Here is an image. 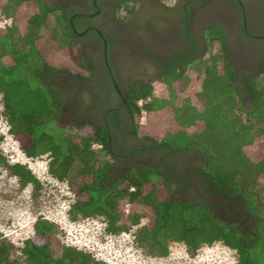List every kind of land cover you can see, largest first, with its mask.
I'll return each instance as SVG.
<instances>
[{
  "label": "trees",
  "instance_id": "1",
  "mask_svg": "<svg viewBox=\"0 0 264 264\" xmlns=\"http://www.w3.org/2000/svg\"><path fill=\"white\" fill-rule=\"evenodd\" d=\"M0 14L11 18L0 27L2 116L23 154L46 155L47 172L67 183L70 219L99 217L108 234L133 228L135 244L149 256L166 257L171 242L182 243L190 255L218 242L234 251L235 264H264V151L251 150L264 140V70L237 77L222 30L205 29V59L186 57L181 69L169 63L156 77L166 97H154L153 83L144 79L129 84L124 98L136 140L117 147L107 124L74 121V132L60 124L73 97L72 78L91 76L74 54L66 10L44 0H0ZM187 69L196 76L186 75ZM196 82L199 90L184 95L187 84ZM142 110L169 111L173 124L159 139L138 137ZM138 151L153 157L132 160ZM118 162L123 169L117 172ZM0 167L22 187L41 189L32 170L8 162L1 149ZM140 203L146 206L144 223ZM61 232L39 216L20 247L0 234V264H107L59 242Z\"/></svg>",
  "mask_w": 264,
  "mask_h": 264
},
{
  "label": "flooded vegetation",
  "instance_id": "2",
  "mask_svg": "<svg viewBox=\"0 0 264 264\" xmlns=\"http://www.w3.org/2000/svg\"><path fill=\"white\" fill-rule=\"evenodd\" d=\"M44 1L66 10L74 47L91 72L72 78L73 97L63 107V117L72 123L91 119L107 124L117 147L136 140L124 98L129 84L142 79L153 83L169 63L183 68L186 57L205 59L208 26L226 34L237 77L264 70V0ZM147 156L150 160L153 154L138 151L131 159ZM116 168L121 171L123 163Z\"/></svg>",
  "mask_w": 264,
  "mask_h": 264
},
{
  "label": "rangeland",
  "instance_id": "3",
  "mask_svg": "<svg viewBox=\"0 0 264 264\" xmlns=\"http://www.w3.org/2000/svg\"><path fill=\"white\" fill-rule=\"evenodd\" d=\"M163 1L170 2L171 0ZM10 21V17L0 14V27L9 24ZM49 26L52 27L53 22ZM47 30L48 27H45L41 32ZM73 51L78 55L77 47H74ZM56 54L59 55V52ZM143 71H147V69H143ZM185 74L196 76L191 69H187ZM152 85L154 97L167 96L165 85L160 81H154ZM198 87V82L187 84L183 94H192L199 90ZM1 110L0 102V134L3 137L0 149L2 154L8 162L26 164L41 183V189L34 192L30 184L22 187L16 177L7 174L0 167V234L16 247H20L26 238L32 236V224L37 217L42 216L50 221H55L62 231L58 237L59 242L76 245L79 249L92 253L95 258L103 259L110 264H235L236 254L234 251L218 242L200 247L194 255L187 253L182 243L171 242L169 254L166 257L149 256L135 244L133 229L128 228L109 235L105 232L104 221L99 217L70 219L68 208L73 195L67 183L57 180L47 172L48 159L46 155L29 158L23 154L18 142L8 132V125ZM65 119L64 117L60 124L74 132L73 123ZM138 124V137L150 135L159 139L164 134L165 128L173 124L172 114L166 110L150 114L144 112L141 114ZM251 150L256 154H262L264 140ZM259 188L264 206V186ZM125 207L130 208L129 205H125ZM136 208L142 215L141 222L144 223L146 221V217L143 216L146 209L145 204L140 203ZM65 217L70 221H65ZM60 225L64 226L65 231L71 232L73 236L67 235Z\"/></svg>",
  "mask_w": 264,
  "mask_h": 264
},
{
  "label": "built area",
  "instance_id": "4",
  "mask_svg": "<svg viewBox=\"0 0 264 264\" xmlns=\"http://www.w3.org/2000/svg\"><path fill=\"white\" fill-rule=\"evenodd\" d=\"M141 104H142V100H139V101H138V105L141 106ZM141 112H142V114H144V111H143V110H142ZM93 147L98 148V147H100V145L97 144V143H94V144H93ZM126 205L128 206L129 204H126ZM127 211H128V208L126 207V212H127ZM65 218H66L65 221H67V222L70 221L69 218H67V217H65ZM86 218H87V217H86ZM46 219H47V218H46ZM52 222H53V221H52ZM54 223H55V221H54ZM55 224H56V223H55ZM104 224H105V222H104ZM60 228H61L62 230L65 231L64 226L60 225ZM130 229H133V228H130ZM133 232H134V229H133ZM65 233H66L67 235H69L70 237L73 236L72 233L69 232V231H65ZM109 235H111V234H109ZM2 236H3V235H2ZM3 237H4V236H3ZM133 237H134V234H133ZM65 244L77 247L76 245H73V244H69V243H65ZM77 248H78V247H77ZM102 260H103V259H102ZM104 261H105V260H104ZM106 263H107V264H110V263H108L107 261H106Z\"/></svg>",
  "mask_w": 264,
  "mask_h": 264
}]
</instances>
